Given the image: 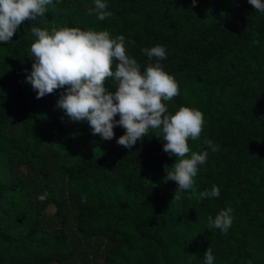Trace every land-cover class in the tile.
<instances>
[{
	"label": "trees",
	"instance_id": "16d2710c",
	"mask_svg": "<svg viewBox=\"0 0 264 264\" xmlns=\"http://www.w3.org/2000/svg\"><path fill=\"white\" fill-rule=\"evenodd\" d=\"M104 2L112 15L101 21L95 0H53L0 42V264H204L209 247L213 264H264V13L248 0ZM53 24L123 35L142 71V49L165 47L161 63L179 86L165 101L169 112L189 106L204 115L186 154L208 152L195 191L173 200L178 184L164 177L176 157L162 150L157 130L129 153L116 144L122 127L104 140L86 119L62 120L59 89L36 98L26 80L31 28ZM213 185L220 195L201 198ZM227 207L228 232L209 230L207 218Z\"/></svg>",
	"mask_w": 264,
	"mask_h": 264
},
{
	"label": "clouds",
	"instance_id": "9594fccd",
	"mask_svg": "<svg viewBox=\"0 0 264 264\" xmlns=\"http://www.w3.org/2000/svg\"><path fill=\"white\" fill-rule=\"evenodd\" d=\"M248 2L256 11L264 13L261 0ZM52 3L53 0H0V42H10L22 23L44 15L46 6ZM196 3L197 0H192L193 7ZM107 9L104 0H95L92 11L103 21L112 15ZM31 32L36 39L30 48L33 63L26 80L37 99L59 89L56 107L64 112L62 120L64 117L71 122L86 119L92 134H100L104 140L115 138V126L122 127L126 131L116 138V144L127 148L129 153L138 141L149 137V129L157 130L154 136L164 142L162 150L170 158L176 157L172 170H166L164 177L165 182L172 180L178 184L173 200H179L183 191H195L193 178L198 173V165L206 162L208 152L193 151L190 158L186 154L190 152L189 138L195 141L202 132L204 115L189 106H180L174 114L169 112L165 101L178 95L179 86L161 63L167 58L164 46L142 49L148 59L142 71L137 59L126 53L123 35L113 38L107 30H82L55 24L51 30L33 26ZM109 79L115 91L106 88L105 82ZM117 114L120 118L114 119ZM205 143L212 151L218 150L213 141L205 140ZM149 183L153 181L145 177V184ZM199 195L201 198L218 197L220 189L213 185L210 191ZM47 196L45 192L38 199L43 202ZM81 203H87L86 196L81 195ZM233 211L227 207L215 218L209 216L208 229L227 233L233 224ZM213 261L209 247L204 252V264H213Z\"/></svg>",
	"mask_w": 264,
	"mask_h": 264
},
{
	"label": "rangeland",
	"instance_id": "374dc122",
	"mask_svg": "<svg viewBox=\"0 0 264 264\" xmlns=\"http://www.w3.org/2000/svg\"><path fill=\"white\" fill-rule=\"evenodd\" d=\"M56 210V207H55V205H51L49 208H48V212L49 213H54V211Z\"/></svg>",
	"mask_w": 264,
	"mask_h": 264
}]
</instances>
